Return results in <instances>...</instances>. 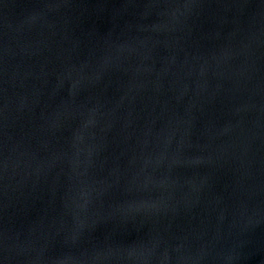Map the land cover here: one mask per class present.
Listing matches in <instances>:
<instances>
[{"label":"water","instance_id":"95a60500","mask_svg":"<svg viewBox=\"0 0 264 264\" xmlns=\"http://www.w3.org/2000/svg\"><path fill=\"white\" fill-rule=\"evenodd\" d=\"M0 264H264V0H0Z\"/></svg>","mask_w":264,"mask_h":264}]
</instances>
